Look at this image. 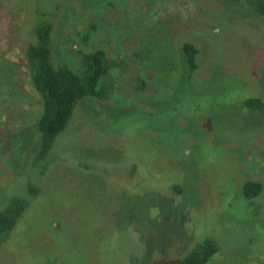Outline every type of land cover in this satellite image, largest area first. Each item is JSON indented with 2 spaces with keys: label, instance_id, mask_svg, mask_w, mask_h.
<instances>
[{
  "label": "rangeland",
  "instance_id": "374dc122",
  "mask_svg": "<svg viewBox=\"0 0 264 264\" xmlns=\"http://www.w3.org/2000/svg\"><path fill=\"white\" fill-rule=\"evenodd\" d=\"M37 1L64 24L56 62L82 74L84 55L103 44L111 68L99 104L110 107L89 99V121L79 106L72 136L58 140L69 153L44 175L22 154L29 132L17 136L21 152H2L0 203L40 193L0 239V264H180L207 239L219 250L206 264H264V111L243 103L264 101V16L240 0H102L86 10L97 0H0L5 131L42 110L19 35L32 33ZM185 42L198 49L190 78ZM246 180L263 184L257 196L242 194Z\"/></svg>",
  "mask_w": 264,
  "mask_h": 264
},
{
  "label": "trees",
  "instance_id": "16d2710c",
  "mask_svg": "<svg viewBox=\"0 0 264 264\" xmlns=\"http://www.w3.org/2000/svg\"><path fill=\"white\" fill-rule=\"evenodd\" d=\"M63 1H66L65 3L71 2V0ZM101 1L97 0L95 5H90L80 10L95 8L100 5ZM240 1H244L245 5L251 7L256 14L264 16V0ZM41 6L38 1L28 5V15L32 18V33L26 37L19 30V35L27 40L24 48L25 63L29 70L31 82L40 95L42 110L36 121L30 125L12 131L0 129V155L4 150H8L11 153L9 157L15 155L17 153V146L15 145L20 147V152L22 148L25 149L27 143L21 141L17 136L22 131L29 132L34 141L30 142L26 153L22 154H27V159L33 167H40L38 164L42 163L41 170L42 175H44L51 162L52 164L59 161L63 162L64 156L69 153V151H64L63 154L60 153L65 147L61 148L63 141L60 140V142L58 140L72 136L68 130L76 128L77 122L74 117L76 111L77 114L80 113L78 112V110L80 111L79 106H83L87 118L91 121L90 114L85 111L87 106L93 105L90 100H97L99 104L100 101H103L108 96L109 87L106 86L104 79L109 74L111 60L103 44H99L84 55L83 65L85 71L82 74L72 70L63 61L56 62L54 58L55 47L58 46L60 29L64 24H59L58 15L55 17L45 12ZM61 9H58L59 14L62 11ZM77 11L75 9L71 11V13L73 12L70 15L71 19L74 18ZM52 31L55 38L51 47ZM197 53L198 49L193 43L185 42L181 47V63L187 66L189 78L198 68ZM2 74L5 77V69H2ZM6 79L7 76L2 78L1 81ZM243 103L248 108L264 111V101L261 98L248 97ZM102 106L110 107L101 104L97 105V107ZM8 162L10 161L8 160ZM130 170L134 171L133 168ZM262 188L263 184L261 182L246 180L243 184L242 194L247 198L255 197L261 192ZM172 190L176 193L182 192L177 185L173 186ZM39 193V188L30 187L27 193L10 194L5 203H0L2 204L0 205V239H7L13 233L18 222ZM218 250L216 242L212 239H207L188 253L180 264H206Z\"/></svg>",
  "mask_w": 264,
  "mask_h": 264
}]
</instances>
